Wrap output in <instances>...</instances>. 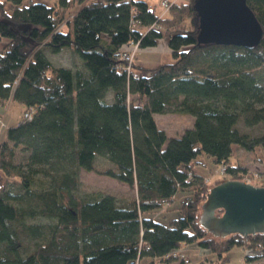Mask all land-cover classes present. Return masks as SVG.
<instances>
[{"label": "trees", "instance_id": "16d2710c", "mask_svg": "<svg viewBox=\"0 0 264 264\" xmlns=\"http://www.w3.org/2000/svg\"><path fill=\"white\" fill-rule=\"evenodd\" d=\"M194 2L158 15L145 0H0V105L23 106L0 141V264H171L187 243L264 259V234L217 239L199 225L211 186L193 166L204 156L210 173L239 179L247 158L264 161V134L237 128L264 122V0H246L262 28L252 49L199 45ZM162 38L171 62L126 70L122 49ZM63 48L77 66L52 64ZM172 112L193 118L175 137L154 119ZM80 170L136 197L81 192ZM179 193L178 216L162 222Z\"/></svg>", "mask_w": 264, "mask_h": 264}, {"label": "water", "instance_id": "95a60500", "mask_svg": "<svg viewBox=\"0 0 264 264\" xmlns=\"http://www.w3.org/2000/svg\"><path fill=\"white\" fill-rule=\"evenodd\" d=\"M199 45L254 48L262 28L246 0H195ZM199 225L212 237L264 234V186L227 179L209 188L200 206Z\"/></svg>", "mask_w": 264, "mask_h": 264}, {"label": "rangeland", "instance_id": "374dc122", "mask_svg": "<svg viewBox=\"0 0 264 264\" xmlns=\"http://www.w3.org/2000/svg\"><path fill=\"white\" fill-rule=\"evenodd\" d=\"M145 1L150 6H155V11L158 13V15H162L165 13V9L161 6L162 0ZM29 2H39L45 5H52L56 2V0H24L25 4ZM76 7L77 1H73V5L69 10H73ZM122 50H126V48ZM133 50L134 47L130 45L129 51ZM164 52H167L169 54V57H167L169 59V62L172 61L165 38L159 39L154 47L146 49L136 48L133 58L134 65L144 68H151L162 63H168L166 62L167 60L164 57ZM48 58L52 62V64L57 67L72 68L80 63V59L75 53L70 50V48H63L59 53L49 54ZM22 110L23 106L16 102H13L11 105L7 104L0 106V119L3 122V126L0 127V141L4 139L5 129L16 124L22 113ZM154 119L157 122L158 126L163 129L168 136L173 137L179 136L186 128L191 127L193 122V118L190 115L180 112H172L161 115L155 114ZM237 128L240 130V132H244L250 137L264 134V122L255 124L251 127H246L242 123H239L237 125ZM241 155V151L237 153V156L240 158H242ZM199 159H202L205 162V165L199 167L193 164V166L197 168L198 171L203 175H207L204 181L208 182L211 187L218 184L219 181L230 179L228 178V176L220 172V166L215 168L214 171L210 173L208 170L210 168H214L211 161L205 159L204 156L199 157ZM247 159L248 160L244 165L246 166V168H253V171H264V161L257 162L251 158ZM97 164L100 168L102 166H105L101 159H98ZM263 176L264 174L261 175L262 180L264 178ZM79 180L81 192L108 193L113 195L119 201L136 197V191L134 189H130L125 184L120 183L114 179L98 175L93 172H85L83 170H80ZM255 182L257 184L255 186L261 185L260 180H257ZM180 197L181 194L179 193L176 200L170 205L169 209L164 212L163 215H160L159 218L162 219V222L167 223L171 218H175L178 216L177 208ZM184 247H187L186 251L183 250ZM176 253H181L185 257V262L182 264H242L243 255L246 253V250L242 246H234L230 250L224 252L221 257H218L215 253L200 248L196 243H187L182 244L180 248L176 250ZM177 262L179 263L178 260H174L172 264H176Z\"/></svg>", "mask_w": 264, "mask_h": 264}, {"label": "built area", "instance_id": "2783aa9c", "mask_svg": "<svg viewBox=\"0 0 264 264\" xmlns=\"http://www.w3.org/2000/svg\"><path fill=\"white\" fill-rule=\"evenodd\" d=\"M174 1L175 0H171L170 2H169V0H162L161 6L166 11ZM130 45L132 47H134V50L133 51H129V52H125L120 57L121 61L126 62V67L125 68H126L127 71H129L130 68H131V64H132L133 58H134V51L137 48V44L136 43L135 44L133 43V44H130ZM24 117L29 119L31 116H30L29 113H25ZM2 126H3V122L0 119V127H2ZM220 172L224 174L225 167L220 166ZM263 172L264 171H261V170L253 171V168L248 167V168H246V171L241 175V177L239 179H236V180L242 181L244 183H249V184H252V185H257L255 181L260 180L261 181V185H259V186H264V178H263V180L261 179V175L264 174ZM175 256L178 257V260H180V259H182L184 257L182 254L175 255Z\"/></svg>", "mask_w": 264, "mask_h": 264}, {"label": "crops", "instance_id": "0c3cea01", "mask_svg": "<svg viewBox=\"0 0 264 264\" xmlns=\"http://www.w3.org/2000/svg\"><path fill=\"white\" fill-rule=\"evenodd\" d=\"M128 51H129V47H127V50H125V52H128ZM164 54H165L164 57H165L166 60H167L166 62L169 63V59L167 58V57H169V56H168L169 54H168L167 52H164ZM170 62H171V61H170ZM0 106H1V105H0ZM0 113H1V112H0ZM186 249H187V247H184V248H183L184 251H186ZM179 254H181V253H179ZM245 254H246V253H245ZM245 254L243 255V262H242V264H245V260H244V256H245ZM184 262H185V260H184ZM256 263H257V262H256ZM263 263H264V259L260 260L258 264H263ZM171 264H172V263H171ZM176 264H178V262H177Z\"/></svg>", "mask_w": 264, "mask_h": 264}]
</instances>
